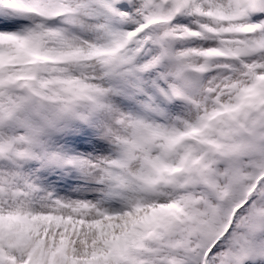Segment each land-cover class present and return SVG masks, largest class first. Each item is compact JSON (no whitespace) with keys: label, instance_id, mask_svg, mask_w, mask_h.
<instances>
[{"label":"snow or ice","instance_id":"6c2138e0","mask_svg":"<svg viewBox=\"0 0 264 264\" xmlns=\"http://www.w3.org/2000/svg\"><path fill=\"white\" fill-rule=\"evenodd\" d=\"M0 264H264V0H0Z\"/></svg>","mask_w":264,"mask_h":264}]
</instances>
